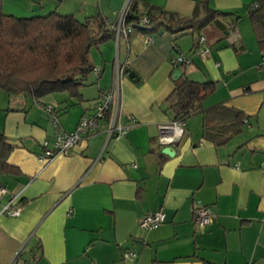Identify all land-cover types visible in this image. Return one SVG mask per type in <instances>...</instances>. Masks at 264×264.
I'll use <instances>...</instances> for the list:
<instances>
[{"label":"crops","instance_id":"crops-1","mask_svg":"<svg viewBox=\"0 0 264 264\" xmlns=\"http://www.w3.org/2000/svg\"><path fill=\"white\" fill-rule=\"evenodd\" d=\"M125 1L2 0V11L91 18L100 31ZM134 1L138 15L154 5L188 16L199 0ZM255 1L210 0L211 8L235 13L214 23L217 35L237 23L238 34L219 42L199 43L190 29H160L147 41L148 34L135 29L128 44L122 37L96 43L80 99L66 91L38 101L0 95V130L13 145L5 159L18 170L0 171L7 191L0 206L15 194L21 207L16 216L0 213V264H264V49L246 17ZM176 54L190 59L178 67L180 74L214 81L216 88L183 120L181 137L163 145L159 127L174 119L165 99L180 76L172 78ZM116 62L127 70L119 100L125 132L108 137L107 123L100 121L67 152L38 162L42 141L72 131L111 87ZM237 110L245 117L234 132ZM165 146L172 155L162 153ZM202 206L213 216L199 227L194 217ZM158 209L164 222L154 229L139 226ZM124 250L135 255L123 258Z\"/></svg>","mask_w":264,"mask_h":264},{"label":"trees","instance_id":"trees-1","mask_svg":"<svg viewBox=\"0 0 264 264\" xmlns=\"http://www.w3.org/2000/svg\"><path fill=\"white\" fill-rule=\"evenodd\" d=\"M209 2L210 0H199L188 16L154 5H148L146 12L138 15L135 13V1L132 0L124 17V24L131 27L141 25L143 29L136 30L151 36L160 29L170 32L190 29L196 36L204 33L205 39L214 38V42L237 35L236 22L227 31L221 30L219 35L212 33V27L219 18L234 16L235 13L213 9ZM142 15L147 17V22H141ZM246 17L252 26L258 46L264 49V0H256L251 4L246 10ZM235 18L237 21L239 17ZM103 24L104 21H98L97 28H102ZM114 25L115 21L106 22L107 30L99 31L91 25V18L81 21L71 14L56 12L16 17L2 11L0 0V90L8 95L27 94L34 101L50 93L62 91L80 99L79 88L92 70L89 50L96 43L115 37ZM129 39L130 35L128 43ZM227 43L234 47L233 43ZM124 70L126 73L125 66ZM215 88L214 81L192 80L181 71L165 99L167 108L174 113L172 121L184 120L190 116ZM109 116L110 110H107L102 122L107 123ZM244 117L242 111H235L234 132L240 130ZM12 149L13 145L5 139L0 130L1 172H18L17 168L5 159Z\"/></svg>","mask_w":264,"mask_h":264},{"label":"built area","instance_id":"built-area-1","mask_svg":"<svg viewBox=\"0 0 264 264\" xmlns=\"http://www.w3.org/2000/svg\"><path fill=\"white\" fill-rule=\"evenodd\" d=\"M132 0H126L123 9L119 13L115 20V39L122 37L126 44H128V37L132 32L133 27L126 26L124 24V17L130 8ZM106 22L110 23L108 19ZM141 22H147L145 15L141 16ZM152 36L146 35V40L151 41ZM205 38L203 35L198 36V42L204 43ZM207 47H203L200 50L201 54L207 53ZM190 59L182 54H176L170 58V64L173 68L184 66L189 64ZM98 69H95L97 72ZM125 72L124 65H120L116 62L114 68V75L111 87L100 95L99 102L95 107L89 111L84 112L75 128L70 132H58L51 140L44 139L42 141V150L36 154L37 161L40 163H46L52 159L55 155L65 153L70 150L84 134H89L97 131L100 121L104 118L105 112L110 110V116L107 122V135L108 137L116 131L118 134L125 132L128 126L121 123L122 112L119 107L120 100V78ZM128 124L133 123L131 116L127 117ZM52 123H56V119L52 118ZM183 120L172 121L168 125H161L159 127V142L163 145H167L178 140L182 134ZM6 188L0 185V198L6 193ZM18 195L9 194L6 201L0 206V213H4L9 216H16L20 213L21 207L17 204ZM213 213L208 206H202L195 211V222L199 227L204 226L212 220ZM165 220V214L162 210H155L145 214L139 220V226L146 229L157 228ZM135 255V252L130 250H124L122 252L123 258H130Z\"/></svg>","mask_w":264,"mask_h":264},{"label":"water","instance_id":"water-1","mask_svg":"<svg viewBox=\"0 0 264 264\" xmlns=\"http://www.w3.org/2000/svg\"><path fill=\"white\" fill-rule=\"evenodd\" d=\"M134 29H143V27L141 25H134L133 26ZM180 74V70L178 68H176V70H174L173 74H172V78L173 79H176V77ZM128 77L131 78V79H134L136 80V75L133 71H130L128 73ZM162 153H165L167 155H172V150L169 146H165L163 149H162Z\"/></svg>","mask_w":264,"mask_h":264},{"label":"rangeland","instance_id":"rangeland-1","mask_svg":"<svg viewBox=\"0 0 264 264\" xmlns=\"http://www.w3.org/2000/svg\"><path fill=\"white\" fill-rule=\"evenodd\" d=\"M0 95H7L4 91L0 90Z\"/></svg>","mask_w":264,"mask_h":264}]
</instances>
